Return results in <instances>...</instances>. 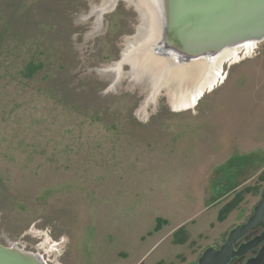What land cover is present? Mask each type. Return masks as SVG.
Listing matches in <instances>:
<instances>
[{
	"label": "rangeland",
	"instance_id": "374dc122",
	"mask_svg": "<svg viewBox=\"0 0 264 264\" xmlns=\"http://www.w3.org/2000/svg\"><path fill=\"white\" fill-rule=\"evenodd\" d=\"M138 2L0 0L1 245L49 264H198L252 215L264 40L182 109L138 67L156 39Z\"/></svg>",
	"mask_w": 264,
	"mask_h": 264
},
{
	"label": "water",
	"instance_id": "95a60500",
	"mask_svg": "<svg viewBox=\"0 0 264 264\" xmlns=\"http://www.w3.org/2000/svg\"><path fill=\"white\" fill-rule=\"evenodd\" d=\"M161 8L159 45H167L168 52L175 51L187 62L264 40V0H162ZM222 241L221 246L207 247L198 264H232L241 259L244 264H264V189L252 215L232 227ZM0 264L47 263L0 244Z\"/></svg>",
	"mask_w": 264,
	"mask_h": 264
},
{
	"label": "bare ground",
	"instance_id": "6f19581e",
	"mask_svg": "<svg viewBox=\"0 0 264 264\" xmlns=\"http://www.w3.org/2000/svg\"><path fill=\"white\" fill-rule=\"evenodd\" d=\"M138 1L140 11L145 12L151 18L154 30L153 34L156 36L154 42L147 45L146 48L143 47L144 49L136 54L137 57L135 58L137 59L138 67L145 74L155 73L157 75V82L158 84L161 83V86L167 85L173 87L176 104L182 109L194 107L207 90H212L220 80L224 79V75L222 74L224 61L232 60L237 62L241 53L245 55L252 53L257 45V43H247L241 48H225L214 55H198L194 61L187 62L189 60L180 58L175 51L168 52V49H166L167 45L157 47L158 42L161 41L163 30L162 0ZM155 28H158V31ZM151 46L152 50L149 49ZM166 61L167 64L165 63ZM166 66H168L167 69ZM191 85L194 87L191 88ZM47 244L51 250L56 248L53 243L49 244L48 242ZM10 248L27 253L18 244L11 245ZM30 253L39 260H44L40 254Z\"/></svg>",
	"mask_w": 264,
	"mask_h": 264
},
{
	"label": "flooded vegetation",
	"instance_id": "af4514ba",
	"mask_svg": "<svg viewBox=\"0 0 264 264\" xmlns=\"http://www.w3.org/2000/svg\"><path fill=\"white\" fill-rule=\"evenodd\" d=\"M247 221V220H246ZM260 233H261V230H259L258 232H257V234L256 235H260ZM223 242V241H222ZM223 245V244H222ZM254 255H256V253L254 254ZM244 259H241V260H234L233 262H232V264L234 263V262H237V264H244Z\"/></svg>",
	"mask_w": 264,
	"mask_h": 264
},
{
	"label": "built area",
	"instance_id": "2783aa9c",
	"mask_svg": "<svg viewBox=\"0 0 264 264\" xmlns=\"http://www.w3.org/2000/svg\"><path fill=\"white\" fill-rule=\"evenodd\" d=\"M48 262V261H47ZM49 263V262H48Z\"/></svg>",
	"mask_w": 264,
	"mask_h": 264
}]
</instances>
